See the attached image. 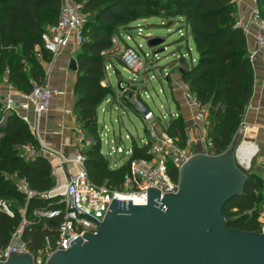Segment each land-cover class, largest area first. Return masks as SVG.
Wrapping results in <instances>:
<instances>
[{"label": "trees", "instance_id": "16d2710c", "mask_svg": "<svg viewBox=\"0 0 264 264\" xmlns=\"http://www.w3.org/2000/svg\"><path fill=\"white\" fill-rule=\"evenodd\" d=\"M75 1L88 14V20L84 26L85 40L75 55L77 73L73 87V113L75 122L84 130V139H91V145L83 154L84 166L93 182L119 186L130 161L150 157L149 146L139 147L134 143L128 161L111 167L101 154L98 135V107L111 91L109 86L101 85L106 73L101 52L111 47L112 36L119 34L122 27L140 18L156 16L145 9L148 6L166 12L169 22L171 17H177L190 29L197 57L194 62L181 55L174 61L181 69L180 80L195 96L198 106L206 109L208 150L219 154L231 144L252 98L255 79L247 36L238 23L234 0ZM255 3L264 19V0H255ZM60 5L61 0H0V77L6 76L15 90L30 92L34 83L46 81L43 63L36 57V47L41 48L44 63L53 59L51 53L43 49L41 36L47 26L57 21ZM169 22L167 25L171 24ZM164 133L174 138L180 148L186 147L181 115L167 121ZM38 144L28 124L6 111L0 101V199L21 206L10 207L13 216L0 211V250L20 225V209L25 205V198L16 189L13 176L26 179L40 192L49 191L56 182L47 156L26 157L23 154L25 146L38 147ZM169 172L174 180L178 179V171L171 164ZM259 200L264 203V179L256 173H247L244 191L231 198L222 209L227 227L261 231L259 217L263 214L264 204ZM257 204L259 209L254 210ZM35 206L61 209L63 203L58 197L29 201L22 239L32 253L43 246L45 237L55 234L62 219L61 216L33 218L31 212Z\"/></svg>", "mask_w": 264, "mask_h": 264}, {"label": "built area", "instance_id": "2783aa9c", "mask_svg": "<svg viewBox=\"0 0 264 264\" xmlns=\"http://www.w3.org/2000/svg\"><path fill=\"white\" fill-rule=\"evenodd\" d=\"M80 6L81 4L75 0H61L57 21L47 26L42 33L43 49L51 53L53 57L64 52L75 56L80 51L85 40L84 26L88 20V14L84 13ZM250 26L255 31V51L253 55L259 53L264 58V19L257 7L253 9L248 25L243 28L246 34L249 32ZM119 52L121 53L120 58L122 63L133 74L143 71L144 59L142 56L134 48L124 45L118 35H113L111 47L101 52V55L105 56V69L110 66V57ZM106 56L110 57L107 58ZM36 57L44 64L40 47H36ZM250 58L252 57L250 56ZM2 79L7 85L8 90L0 94L3 108L25 121L31 132L35 135L38 132L40 118L54 105L56 89L45 81L41 84L34 83L30 92H20L7 82L6 76H3ZM101 85L104 87L109 86L105 77L101 80ZM177 85L185 90L182 92L184 97L189 98L193 104L197 103L195 96L180 79H178ZM119 86L120 93L117 94L116 101L121 107L133 104L136 112L140 114L149 138L139 147L149 146L148 152L150 157L137 158L130 161L128 171L125 173L121 185L97 184L88 177L84 166L83 151L91 145V141L83 137L84 141H81L82 139L80 141L79 139L77 140L74 155L71 158H61L58 165L62 169L65 164L71 163L75 167V172L71 174L63 173V176L60 177L54 170L53 174L56 177V182L49 191L40 192L33 189L26 179L16 177V175L13 176L16 189L25 198V205L20 209L22 217L20 225L11 234L8 244L0 250V261H4L8 257L9 252H30L27 244L22 239V231L24 224L27 222V206L33 198L43 200L58 197L60 202L63 203V208L61 209L35 206L31 212L32 217L37 219L62 217L55 234L45 237L43 246L36 252H30L33 256L34 264H45L53 252L67 249L71 245L70 242L78 236L81 237L84 232L96 233L100 228L112 199L132 200L133 204L142 205L147 202V188L149 187L157 188L161 196L164 193H174L177 191L179 185L178 179L174 180L170 175L169 164L177 169L179 176L180 167L192 154L188 152L187 147L180 148L174 138L167 136L165 133L163 135L158 134L152 124L155 117L154 113L150 109H147L135 96L129 99L124 98L123 100L122 96L127 93L128 87L122 86V84H119ZM29 112L35 117L33 123L30 121ZM205 112L206 109L204 108L198 112V117L204 122ZM166 125L167 122L162 128L164 129ZM239 129L245 137L248 136L245 133L246 124L244 119H242ZM245 137H243V140ZM203 140L207 146V149L204 151L211 153L208 150L210 143L205 138ZM38 143V147L25 146L23 148L24 156L28 157L40 154L41 151L50 157L57 155L56 152L46 147L43 143ZM115 152L122 153V148L117 146ZM112 167H116V165L113 164ZM130 195L139 196L141 201H135ZM0 211L13 216L8 203L4 199H0Z\"/></svg>", "mask_w": 264, "mask_h": 264}, {"label": "water", "instance_id": "95a60500", "mask_svg": "<svg viewBox=\"0 0 264 264\" xmlns=\"http://www.w3.org/2000/svg\"><path fill=\"white\" fill-rule=\"evenodd\" d=\"M161 42L149 39L147 45ZM68 67L77 71L76 57ZM242 136L238 128L219 154L193 153L179 169L174 193L161 196L149 187L142 205L112 199L96 233L84 232L45 264H264V223L259 232L228 228L222 212L247 182L235 159ZM0 264L34 261L30 252H9Z\"/></svg>", "mask_w": 264, "mask_h": 264}, {"label": "rangeland", "instance_id": "374dc122", "mask_svg": "<svg viewBox=\"0 0 264 264\" xmlns=\"http://www.w3.org/2000/svg\"><path fill=\"white\" fill-rule=\"evenodd\" d=\"M145 9L156 16L140 18L129 26L122 27L119 34H116L124 45L134 48L142 56L144 59L143 71L137 74L127 71L120 63V52L112 57L106 56L115 61L118 73L113 69L108 71L105 69L106 73L108 72L107 78L111 91L98 107V135L101 139V154L106 157L111 167L113 164L119 166L126 163L134 143L140 146L149 138L145 124L140 114L134 110V106L132 105L133 108L121 107L116 101V96L120 93L119 81L122 82V86L128 87L129 85L127 93L122 96L123 100L134 96L131 89L132 83L134 86L140 87V95L139 93L135 95L147 109L154 113L152 124L158 134L163 135L162 126L180 114L184 121L188 152L193 154L196 151L207 149L203 140L207 131L206 125L198 117V112L202 111V108L183 96L182 92L185 90L177 85L180 76L179 69L177 65L171 66L172 62L181 55L187 61L196 60L197 52L190 29L177 17H171V20L169 19L171 22L167 21L166 12L160 8L148 6ZM168 22L171 24L167 25ZM154 38H160L162 42L154 48L148 47L147 41ZM160 49L163 50L159 51ZM103 57L105 58V56ZM43 66L46 68V65L43 64ZM74 132L77 140L84 141V130L77 123L74 126ZM243 137L245 136H242L240 142L243 141ZM89 140L91 141V139ZM244 140L246 141L242 142L237 150V161L245 168L246 173L253 172L259 177H264V143H259L258 138L251 136H246ZM254 142L258 145V151ZM117 146L122 148V153L115 152ZM66 167L68 171H75L71 163ZM259 201L260 204H264L261 200ZM7 203L9 208L11 206L21 207L16 203L9 201ZM256 209H259V204L254 208V210ZM262 215L259 217V221L263 225Z\"/></svg>", "mask_w": 264, "mask_h": 264}, {"label": "crops", "instance_id": "0c3cea01", "mask_svg": "<svg viewBox=\"0 0 264 264\" xmlns=\"http://www.w3.org/2000/svg\"><path fill=\"white\" fill-rule=\"evenodd\" d=\"M234 1L236 4L238 23L244 28L246 25H248L251 13L256 7L255 0ZM254 32V28L250 26L249 32L246 34L249 55L252 57L250 59L253 66L255 79L253 95L248 106L246 107V112L243 116V119L247 126L245 133H247L248 136L254 137L256 139L258 138L259 143H264V58L259 53L253 55L255 51ZM72 57L75 56H71L68 52H64L56 57H53L50 62L44 63V65H46V68L43 66L46 74V81L56 89V97L52 108L40 118L37 130L38 132L35 133L38 142L43 143L46 147L57 153V155L50 157L45 155L43 151L40 152L41 155L48 157L53 168V172L55 170L56 174H58L60 177L63 176V173L71 174L75 172L68 171L66 169V165L70 163L65 164L62 169L58 167L61 158H71L74 155V148L77 142L74 132V126L76 125V122L73 113V104L75 99L73 87L77 72L70 70L68 67L69 61ZM193 61L195 62L194 59ZM109 63L110 66L106 71L113 69L116 73H118L115 61L109 59ZM120 63L127 71H130L124 66L122 61ZM173 65H176V63L172 62L171 66ZM107 76L108 72L105 73V78L108 82ZM178 78L180 79V76ZM144 79L146 80V77ZM0 80V94H2L8 90L7 85L1 77ZM121 83V81L118 82V84ZM131 86L132 93H134L133 95L135 97V94L137 93L140 95V87H136V85L134 86V83H132ZM132 105L133 104H130L128 107L133 108ZM28 114L30 121L33 123L35 121V117L31 112ZM254 144L258 149L257 144L255 142Z\"/></svg>", "mask_w": 264, "mask_h": 264}, {"label": "bare ground", "instance_id": "6f19581e", "mask_svg": "<svg viewBox=\"0 0 264 264\" xmlns=\"http://www.w3.org/2000/svg\"><path fill=\"white\" fill-rule=\"evenodd\" d=\"M246 128H247V126H246ZM245 132H246V129H245ZM246 135H248V134L246 133ZM244 141H246V140H243L242 142H244ZM242 142H240V144L237 146L236 155H237V150H238V148H239V146L241 145ZM236 159H237V156H236ZM130 197H133L134 200L137 201V202L141 201V198L139 196H137V195H130Z\"/></svg>", "mask_w": 264, "mask_h": 264}]
</instances>
